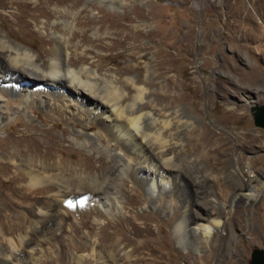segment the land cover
<instances>
[{
    "label": "bare ground",
    "instance_id": "bare-ground-1",
    "mask_svg": "<svg viewBox=\"0 0 264 264\" xmlns=\"http://www.w3.org/2000/svg\"><path fill=\"white\" fill-rule=\"evenodd\" d=\"M6 1L0 0V7ZM82 3L60 1L51 9L50 16L61 24L46 21L38 25L49 31L51 43L42 52L0 30V129L36 121L39 111L70 129L71 144L99 155L98 167L59 155L55 131L39 130L34 124L25 134L11 132L0 139V171L25 183L34 195L0 192V211L5 212L0 215V264H53L62 260L68 264H172L148 240L138 239L146 235L148 227H140L134 217L125 214V182L144 192L147 206L164 219L182 250L191 245L198 253L224 225L229 209L223 199L228 190L215 193L212 204L217 209L204 208L202 214L197 207L205 203L186 195L192 107L184 105L185 97L175 93L176 84L170 75L172 54L167 52L164 61L154 60L144 66L104 68L98 56H92L90 49L73 39L79 36L80 27L104 24L107 18L91 19L84 25L80 15L88 7L103 12L105 6L117 14L127 6L124 0H88L87 7L79 10ZM33 5L38 11L39 3ZM134 11L136 18H142L138 7ZM120 19L114 24L122 23ZM114 31L124 32L118 28ZM125 32L127 40L141 37L139 30ZM94 35L95 41L102 37L100 31ZM90 56L97 60L89 61ZM38 130L40 137L33 135ZM244 174L250 181L248 193L242 189L233 194L231 204L239 197L251 203L264 192V179L251 166L247 165ZM29 199L32 202L27 205ZM24 210L32 217L29 224L31 218L23 215ZM3 217L6 223L1 222ZM86 218L93 220L100 235H84L78 241L70 235L64 242L62 233L75 232L76 228L67 223L76 220L83 224ZM112 221L127 222L136 238H117L116 230L107 233ZM184 254L186 259L191 257L187 251ZM196 257L193 264H208V256Z\"/></svg>",
    "mask_w": 264,
    "mask_h": 264
},
{
    "label": "rangeland",
    "instance_id": "rangeland-1",
    "mask_svg": "<svg viewBox=\"0 0 264 264\" xmlns=\"http://www.w3.org/2000/svg\"><path fill=\"white\" fill-rule=\"evenodd\" d=\"M14 1L7 0L0 7V30L37 52L47 49L51 44L47 35L49 31L39 29L38 25L46 21L61 24V21L50 16L51 9L60 1L70 0H20L21 2L17 1L19 4ZM87 1L83 0L84 5L79 10L87 7ZM34 2L39 3L38 11L34 9ZM124 2L127 7L118 9L117 14L105 6L103 12L88 7L90 9L87 8L80 15L83 24L104 16L107 19L104 24L91 23L80 27L79 36L74 37L73 42L83 44L84 48L92 51V56L96 55L101 59L104 68L111 69L123 70L135 64L144 66L154 60L164 61L167 52L172 54L170 75L176 84L175 93L177 96H184V105L193 109L190 111L193 116L189 114L186 195L193 200L199 197L198 201L205 203L200 209L197 207L202 214L205 212L204 208H208V211L217 209L212 204V197L217 193L219 195L220 189H227L223 202L229 209L225 212L224 225L215 232L210 244L199 253L191 245L182 250L175 243L164 219L147 206L144 192L128 181L124 187L127 192L125 206L128 207L125 214L134 217L135 223L140 227H148L146 235L138 239L148 240L151 247L162 251L172 264H193L199 255L208 256V264H249L252 250L264 248V192L251 203L240 197L232 204L230 200L233 194L241 193L242 189L243 193H248L246 185L250 181H247L244 174L247 165L264 179V128L254 124V110L251 111V108L264 106V0ZM134 7L140 9L142 18H136ZM118 19L122 23L114 24ZM100 26L104 28L99 30ZM110 26L113 29L109 31V35L104 36ZM117 28L124 32L129 29L139 30L141 37L136 41L127 40V32L117 34L114 31ZM95 30L102 35L99 41H95ZM140 56H144V60ZM90 57L89 61L97 60L96 57ZM36 114V121H23L24 124L13 129L2 127L0 139L11 132L17 136L25 134L32 127L30 124H34L39 130L55 131L59 155L89 166H99V155L95 151L69 142L73 135L68 127L63 123L56 124L39 111ZM39 130L33 132V135L40 137ZM65 131L67 134L63 136ZM8 178L0 171L2 194H31L25 183ZM31 202L29 199L26 203L29 205ZM22 213L26 218H31L29 224L32 220L30 212L24 210ZM4 214L5 212L0 211L1 216ZM135 216L139 217L135 219ZM86 220L83 224L76 220L69 221L68 225H75V232L64 231L62 240L66 242L70 235L76 241L84 235H100L93 220ZM1 222L6 223V219L3 217ZM115 230L117 238H136L127 222L112 221L106 232ZM57 233L60 234L59 231ZM186 251L191 254L190 260L185 258ZM53 264L68 263L62 260Z\"/></svg>",
    "mask_w": 264,
    "mask_h": 264
},
{
    "label": "water",
    "instance_id": "water-1",
    "mask_svg": "<svg viewBox=\"0 0 264 264\" xmlns=\"http://www.w3.org/2000/svg\"><path fill=\"white\" fill-rule=\"evenodd\" d=\"M251 111L254 124L264 128V106L251 108ZM249 264H264V248H255L252 250Z\"/></svg>",
    "mask_w": 264,
    "mask_h": 264
}]
</instances>
